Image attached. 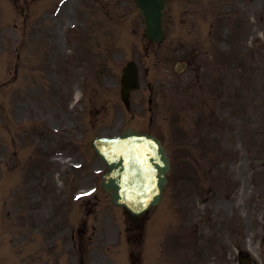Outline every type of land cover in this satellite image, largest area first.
Instances as JSON below:
<instances>
[{
	"label": "rangeland",
	"instance_id": "rangeland-1",
	"mask_svg": "<svg viewBox=\"0 0 264 264\" xmlns=\"http://www.w3.org/2000/svg\"><path fill=\"white\" fill-rule=\"evenodd\" d=\"M59 1L0 0V175L9 169L15 175L12 178L6 174L0 178V188L11 184L8 223L5 221L7 208L4 206L1 215L0 204V237L5 235L0 243V258L5 263H0L61 264L59 258L54 263L52 256L45 252L40 256L35 252L41 244L45 249L54 248L48 246L47 233L37 235L34 230L40 213L36 208L40 207L38 202L48 207L44 196H59L67 185L62 162L53 155L55 149L72 150V161L85 160L92 173L94 168L105 167L92 150L93 137L114 135L133 124L157 132L172 145L169 148L175 164L165 206L174 215L171 222L159 223L162 241L155 258L159 257L160 264H240L239 250H249V247L256 252L261 250L256 219L263 211L264 198L262 201L252 197L260 191L264 195V176H259L256 182L249 177H241L229 198L223 194L227 190L213 177L215 172L210 174L206 171L210 169L214 153L221 155L223 149L229 151L237 146L231 130L233 127L242 130L241 119L250 120L256 133L260 129L261 141L256 142L255 135V145L250 146L249 154L242 153L248 158L240 156L236 167L246 175L248 161L253 160L258 166L261 161H257L258 158L264 159V38L252 44L249 33L250 30L264 28V20L260 23L255 21L258 6L264 0H181L170 4L165 11L169 42L165 47H156L160 49L159 57L163 62L165 48H169L171 40L177 38L189 44L198 40L204 49L211 48L210 39L213 38L217 42L213 49L215 56L204 57V79L196 88L188 80L181 85H172L174 80H168L164 63L150 54L147 61L152 71L144 80L142 89L133 95V114L126 111L120 100L121 71L129 58L142 57L148 44L143 35L142 15L134 0H67L59 3L61 10L55 14ZM237 1L243 10L239 14ZM71 22L73 29L69 27ZM210 29L215 30L218 36H209ZM64 40L69 46H75L77 40L72 63L65 60L71 48L64 49L59 44ZM79 46L84 52L89 51L90 67L94 65L97 68L98 54L104 56L103 81L98 69H90L88 77L91 76L92 82L89 79L88 84H83L81 67L87 62L81 56L77 57ZM215 60L217 62H213ZM17 69L19 73L15 72ZM153 82L156 83L155 109L151 112L150 107L154 108V105L149 104L150 90L147 86ZM78 90H84L87 99L73 107ZM199 93L205 99H211V104L219 97L215 110L218 123L203 131L197 130ZM168 98L173 101L166 105ZM184 103L191 108L182 107ZM241 104H248L249 111ZM6 115L10 117L8 120ZM190 116L193 119L189 122ZM6 130L9 131L7 135ZM65 130L70 131L72 145H65L63 137H60L66 136ZM6 158L10 161L9 169L6 164L3 166ZM190 161L195 166L197 189L187 196L184 192L186 180L182 179L181 173L186 171ZM230 165L228 161L226 170ZM76 183L74 181L73 185ZM212 189L220 192L211 195ZM177 190L181 193L176 199ZM0 194L2 197V192ZM210 195L209 201H203ZM181 209L186 212L185 218L181 216ZM99 213H103V208ZM160 214L159 209L150 212L152 219ZM233 215H239L242 224L233 223L229 227V218ZM104 222H90L91 231L92 224L97 227L93 238L98 244L93 253V243H88L85 248L90 249V260L95 264H113L109 257L111 247L108 249L107 243L109 239L116 238L117 230ZM194 225L201 227L200 233L197 232L201 238L197 247L190 234L195 229ZM123 228L124 225L118 226V229ZM170 230L176 233L174 247L181 253L180 258L171 256L172 249L167 248L173 236L166 235ZM49 233L53 234V230ZM88 233L91 234L90 231ZM120 237L126 238L124 233ZM225 246L232 258L228 263L219 255L223 254ZM124 248L120 247V250ZM119 256L123 257L121 253ZM253 257V264H261L258 256L253 254ZM79 260L73 255L70 264H80ZM123 260L128 264L126 258ZM124 261L121 264H125Z\"/></svg>",
	"mask_w": 264,
	"mask_h": 264
},
{
	"label": "water",
	"instance_id": "water-1",
	"mask_svg": "<svg viewBox=\"0 0 264 264\" xmlns=\"http://www.w3.org/2000/svg\"><path fill=\"white\" fill-rule=\"evenodd\" d=\"M169 0H136L139 9L144 14V19L147 25V35L151 39H156L161 41L164 37V28H163V9L166 7ZM128 70L125 72L124 78V99L128 100V91L127 86H132L135 82V75L132 74V67L129 66ZM142 140L143 138H139ZM147 142L154 143L156 154L154 151L146 150L145 147L139 149L141 154H144V151L151 154V158L149 160V168H148V175H146V180L144 179L143 182H137V179L134 180L133 184L126 185L123 189L120 185L122 181V177H126L130 172L131 164L134 162V155L130 157V154L134 151L132 148H129L130 144H126V142L119 143L118 145L114 146L115 140L109 139L104 140V144H106V148L110 151L114 148L117 152L116 157L113 159L114 161L111 163V170L116 171V178H117V185L113 180H109L110 187L115 188V198L116 200L121 199V202L124 197L125 199H129V196L132 198H136V200L142 199L139 202V210L145 209L149 204H156L160 198L161 193L163 190V185L166 183L165 174L169 168L168 159L162 147L159 144L158 140H148ZM139 145L140 143H137ZM100 148V147H99ZM159 148V150H158ZM138 151H136L137 154ZM146 156V155H145ZM130 162H128V161ZM128 167L129 170L123 174V171ZM142 172H139L138 175L140 176ZM135 185V187H133ZM129 186V188H128ZM133 204V201H131ZM128 203V202H127Z\"/></svg>",
	"mask_w": 264,
	"mask_h": 264
},
{
	"label": "flooded vegetation",
	"instance_id": "flooded-vegetation-1",
	"mask_svg": "<svg viewBox=\"0 0 264 264\" xmlns=\"http://www.w3.org/2000/svg\"><path fill=\"white\" fill-rule=\"evenodd\" d=\"M195 46L197 48V42L195 43ZM186 45H183L181 47V50H186ZM202 57L200 55V52L195 50V51H192V52H188L184 55V59L187 60V64H189L190 66L191 65H194V67L192 68L194 71H197V63L199 62V65H202L203 64V60H202ZM197 80H201V77H200V74H199V71L197 73ZM183 80V79H182ZM181 80V81H182Z\"/></svg>",
	"mask_w": 264,
	"mask_h": 264
},
{
	"label": "bare ground",
	"instance_id": "bare-ground-1",
	"mask_svg": "<svg viewBox=\"0 0 264 264\" xmlns=\"http://www.w3.org/2000/svg\"><path fill=\"white\" fill-rule=\"evenodd\" d=\"M80 97V94L79 93H77V98H79Z\"/></svg>",
	"mask_w": 264,
	"mask_h": 264
}]
</instances>
